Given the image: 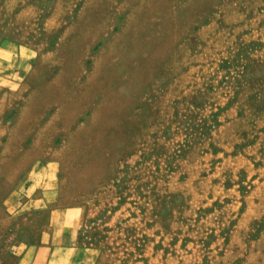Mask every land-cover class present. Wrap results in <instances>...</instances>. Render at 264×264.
Instances as JSON below:
<instances>
[{
	"label": "rangeland",
	"instance_id": "rangeland-1",
	"mask_svg": "<svg viewBox=\"0 0 264 264\" xmlns=\"http://www.w3.org/2000/svg\"><path fill=\"white\" fill-rule=\"evenodd\" d=\"M1 76L0 200L46 179L81 207L88 264H241L264 219V0H0Z\"/></svg>",
	"mask_w": 264,
	"mask_h": 264
},
{
	"label": "crops",
	"instance_id": "crops-1",
	"mask_svg": "<svg viewBox=\"0 0 264 264\" xmlns=\"http://www.w3.org/2000/svg\"><path fill=\"white\" fill-rule=\"evenodd\" d=\"M0 79L6 78L1 76ZM52 168L54 164L48 162L41 167V171L46 175L47 170ZM45 180H41L40 187L31 185V182L24 187L16 184L0 200V264H88L89 254L94 252L91 247L93 238L79 233L81 207H53L56 198ZM249 182V190L239 193L243 201L245 195L255 194L260 176L251 177ZM240 185L237 184L238 191ZM252 185L254 188H251ZM232 190L233 186H227V191ZM243 205L242 202L238 204L241 208ZM257 205L255 208L263 206L264 209L263 202ZM259 215H252L246 221L251 228L259 219L260 235L250 239L242 235L245 238L244 248L237 256L241 264H264V219L261 220ZM255 242L259 244L255 245Z\"/></svg>",
	"mask_w": 264,
	"mask_h": 264
}]
</instances>
